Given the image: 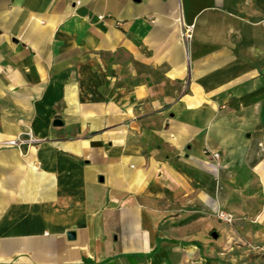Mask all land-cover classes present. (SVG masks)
<instances>
[{"label": "crops", "instance_id": "1", "mask_svg": "<svg viewBox=\"0 0 264 264\" xmlns=\"http://www.w3.org/2000/svg\"><path fill=\"white\" fill-rule=\"evenodd\" d=\"M0 264H264V0H0Z\"/></svg>", "mask_w": 264, "mask_h": 264}, {"label": "built area", "instance_id": "2", "mask_svg": "<svg viewBox=\"0 0 264 264\" xmlns=\"http://www.w3.org/2000/svg\"><path fill=\"white\" fill-rule=\"evenodd\" d=\"M176 22L179 26V38L180 42L183 44V46L187 47L189 43H191L193 39V31H194V24H187L184 20V17L182 16V13L179 14V16L176 19ZM29 142L28 139H23V138H16L14 140H9L7 142V145L9 146H14L17 148H20L24 144ZM213 157L216 159L218 158V155L215 153L213 154ZM217 217L220 220L226 221V222H231L232 221V216L226 212L223 211H217Z\"/></svg>", "mask_w": 264, "mask_h": 264}, {"label": "rangeland", "instance_id": "3", "mask_svg": "<svg viewBox=\"0 0 264 264\" xmlns=\"http://www.w3.org/2000/svg\"><path fill=\"white\" fill-rule=\"evenodd\" d=\"M20 138H22V137H20ZM24 139V138H23Z\"/></svg>", "mask_w": 264, "mask_h": 264}]
</instances>
